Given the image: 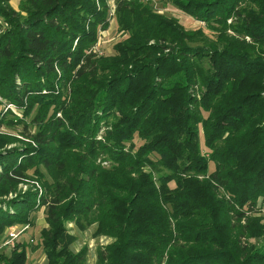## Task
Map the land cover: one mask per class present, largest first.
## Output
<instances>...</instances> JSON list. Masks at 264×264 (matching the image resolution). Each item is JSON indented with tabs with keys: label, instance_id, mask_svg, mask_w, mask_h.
<instances>
[{
	"label": "trees",
	"instance_id": "16d2710c",
	"mask_svg": "<svg viewBox=\"0 0 264 264\" xmlns=\"http://www.w3.org/2000/svg\"><path fill=\"white\" fill-rule=\"evenodd\" d=\"M151 2L0 0V245L43 210V264H88L68 224L94 264H264V0Z\"/></svg>",
	"mask_w": 264,
	"mask_h": 264
},
{
	"label": "rangeland",
	"instance_id": "374dc122",
	"mask_svg": "<svg viewBox=\"0 0 264 264\" xmlns=\"http://www.w3.org/2000/svg\"><path fill=\"white\" fill-rule=\"evenodd\" d=\"M20 0H10L11 6L17 10ZM153 9L160 14H163L169 18H176L180 24L186 29V30H195L199 27H203L204 25L202 23H199L181 11H179L172 3V0H152L151 2ZM110 10H112V5L110 4ZM112 12L110 11V15ZM205 33L210 35L209 32L205 30ZM120 31L117 29V26L115 24V21L113 18L110 19L109 22V28L106 31H103L99 33L97 43L95 47L93 48V51L96 52L98 56L101 55H113L114 49L113 46L121 39H123ZM7 132L13 131V134H17L18 130H6ZM27 186V185H26ZM26 186L21 185L20 188L22 190H26ZM264 214V207L262 208ZM34 226H31L25 233L21 234L18 238V241L21 242H30L32 239L34 242L29 243L27 248V254H28V261L29 263H38L43 264L45 262V256L42 252L41 247H39L37 244L39 242V231L40 229L45 225L44 222V214L43 210H39L34 217ZM21 227H14L11 230L7 231L6 235H8L11 232H15V230H19ZM69 230L72 231V233L77 237L75 242V248L73 245V249L77 250L83 245L88 246V264H94L95 262V256H96V249L106 243L109 242V239L106 238H97L98 241L94 240L92 237V229H88L87 231L83 233L74 232L72 225L68 224L67 227ZM92 240L94 243H92ZM4 241V240H3ZM3 243V242H2ZM2 244L0 245V251H1Z\"/></svg>",
	"mask_w": 264,
	"mask_h": 264
},
{
	"label": "built area",
	"instance_id": "2783aa9c",
	"mask_svg": "<svg viewBox=\"0 0 264 264\" xmlns=\"http://www.w3.org/2000/svg\"><path fill=\"white\" fill-rule=\"evenodd\" d=\"M10 107V106H8ZM11 108V107H10ZM28 229V226H23L21 228H19V230H15V232H11L7 235V238L4 239L3 243H2V247H12L15 243V240L19 237V235H21L24 231H26Z\"/></svg>",
	"mask_w": 264,
	"mask_h": 264
},
{
	"label": "crops",
	"instance_id": "0c3cea01",
	"mask_svg": "<svg viewBox=\"0 0 264 264\" xmlns=\"http://www.w3.org/2000/svg\"><path fill=\"white\" fill-rule=\"evenodd\" d=\"M44 226H45V225H44ZM44 226H43V227H44ZM76 237H78V236H76ZM93 239H94V240H96V241H98V240H97V239H95V238H93ZM101 239H103V238H101ZM92 243H94V241H93V240H92ZM74 244H75V243H74ZM74 244H73V245H74ZM106 244H107V243H106ZM106 244H104V245H106ZM104 245H102V246H104ZM83 246H84V245H83ZM75 247H76V246L74 245V248H75ZM81 247H82V246H81ZM81 247H80V248H81ZM87 247H88V246H87ZM80 248H79V249H80ZM79 249H77V250H74V251H78ZM88 249H89V248H88Z\"/></svg>",
	"mask_w": 264,
	"mask_h": 264
}]
</instances>
